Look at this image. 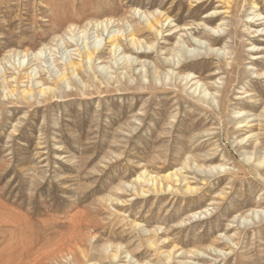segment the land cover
I'll list each match as a JSON object with an SVG mask.
<instances>
[{"label":"rangeland","instance_id":"374dc122","mask_svg":"<svg viewBox=\"0 0 264 264\" xmlns=\"http://www.w3.org/2000/svg\"><path fill=\"white\" fill-rule=\"evenodd\" d=\"M147 16L171 21L139 35L153 46L144 55L122 40L144 68L113 64L106 50L55 82L82 30L93 42L111 20L127 35ZM178 55L184 65L165 61ZM259 60L264 0H0V264H264V166L252 164L264 151ZM33 69L54 97L39 95ZM188 73L197 78L175 79ZM178 169L173 190L136 180Z\"/></svg>","mask_w":264,"mask_h":264},{"label":"bare ground","instance_id":"6f19581e","mask_svg":"<svg viewBox=\"0 0 264 264\" xmlns=\"http://www.w3.org/2000/svg\"><path fill=\"white\" fill-rule=\"evenodd\" d=\"M214 12H212L213 14ZM212 14L210 15H206L205 17L208 18V21L209 22H213V17ZM258 15L260 14H256L253 18L257 17ZM210 17V18H209ZM161 18V17H159ZM159 18H157V16H153L152 17V20L150 18H148V16L146 17V25L145 27H136V28H133L130 32H128L127 35H125L124 33H122L121 31L119 30H113L112 31V22L111 20L109 21H102V22H99L97 24V27L100 26L102 28V32L99 34L98 30L96 31L97 32V39L93 42H91L89 40V36H86L87 35V30L85 29L84 31L82 30V34L81 35H77L76 39L74 38L73 39V42H75V45L77 47V49H75V58L72 57L70 58L69 60H66V62H64L63 64V70L61 71H57L56 73V76H55V79L57 82V84H61L62 82H64L66 79H68L69 77H74L76 76L77 78V75L79 74L80 71H82L83 68H91L93 67V65L95 64L96 61H100L103 62L104 60L106 59H102L101 57V54L105 53L106 50H109V54L111 56V61L113 64H118L119 61L121 59H125L124 61L126 62L125 63V67L126 68H129V69H134V67L138 66L139 64L141 65V68H144L146 66V61L144 60H140L139 57H133L132 55H129V54H124V50L121 49L122 47V40H127L128 39V42L131 46V48L137 50L136 52L139 53V54H146L145 53V50L143 52V49H151L153 48V46L151 45H148L146 44L143 40H141V37H139V35L145 33V32H152V31H155L157 35H161V30H158L157 29V26L158 24H162L163 22L165 21H168L170 22V18L169 17H166L165 16V19L164 20H159ZM163 18V17H162ZM161 18V19H162ZM253 19H251L250 21H252ZM259 20V18L256 19V21ZM255 21V22H256ZM144 22V23H145ZM95 24V23H94ZM115 24V23H114ZM166 24V22H165ZM170 23H168L169 25ZM256 24V23H255ZM95 26V25H94ZM163 26V25H162ZM91 27V26H90ZM73 28V26H71V29ZM78 28V27H77ZM100 28V29H101ZM75 30V28H73ZM99 29V28H98ZM186 29V28H185ZM213 29H217L215 30L216 31H220V27L219 25L217 27H213ZM74 30H71L72 32ZM78 30V29H77ZM70 31V32H71ZM76 32V31H75ZM221 32V31H220ZM107 33V38H106V42H105V45L102 46V44L100 43L101 39H102V36ZM222 33V32H221ZM220 33V34H221ZM172 33L170 34H167V35H171ZM72 35V34H71ZM76 35H74L75 37ZM73 37V36H71ZM216 39V38H215ZM215 39L212 40V43L209 44V46L207 47L208 51L212 52L214 49L213 47L216 45V41ZM218 39V38H217ZM61 41V40H60ZM67 41V40H66ZM65 43V42H64ZM199 43V42H198ZM68 45V44H67ZM258 46V45H257ZM254 49L256 48V46L253 47ZM258 49V48H257ZM263 49V48H262ZM121 50V52H120ZM43 49L42 50H39L37 51L36 53H31L30 56H32L31 58L33 60H31V63L33 61H36V60H39L41 59V56L43 54ZM119 52V53H118ZM124 52V53H123ZM190 52V51H189ZM219 52V51H218ZM221 52V51H220ZM74 53V52H73ZM209 53V52H208ZM207 53V54H208ZM222 54V53H221ZM223 55V54H222ZM27 57L29 56L28 54L26 55ZM74 56V54H73ZM104 56V55H103ZM109 56V57H110ZM121 56V57H120ZM108 57V58H109ZM120 57V58H119ZM177 57V61L175 60V58H166V62L168 64H171L173 63V66H176V65H179V64H183V62H185L186 60L183 59L181 60L180 59V56H176ZM182 57L184 58V55H182ZM188 58V57H186ZM192 58V57H191ZM258 58H263V57H257L255 58L256 60H258ZM190 60V58H188ZM27 60L29 61L30 59L27 58ZM185 60V61H184ZM193 60V59H191ZM183 61V62H182ZM188 61V60H187ZM259 62L262 63V66L263 68L260 70V71H256L255 70V73L257 75V77H263L264 76V60L263 61H260ZM22 66V64H21ZM100 66V64H99ZM97 66V67H99ZM189 67H193V65H188ZM184 67V66H183ZM100 68V67H99ZM102 69L101 70H104L105 72L109 73L107 71V69L109 68V66H106V65H103L101 67ZM88 70V69H87ZM100 70V71H101ZM144 70V69H143ZM35 71V69H33V71L30 72V76H28V79L31 81V82H34L35 80H37V83H36V86L40 87V89L38 90V93L40 96H44V97H49L50 95L54 94L56 92V89H54L53 86L51 85H45L44 83L41 82V80L36 77L37 73L36 74H33ZM142 71V70H141ZM53 72V71H52ZM102 72V71H101ZM106 74V73H105ZM55 75V74H54ZM23 73L22 75H20V77L23 79ZM19 77V78H20ZM193 74L191 73H188L186 74L185 76H177L175 79H180L181 81L180 82H183V81H192L193 79L197 78L196 76L193 77ZM75 78V79H76ZM4 79V78H3ZM20 79V80H22ZM41 79V78H40ZM43 79V78H42ZM47 82V81H46ZM50 82V81H49ZM83 83V81L81 82ZM191 83V82H190ZM194 84H196L197 86L201 85L202 86V83L199 81V80H196L194 82ZM141 85H144V82H141ZM204 85V84H203ZM149 87L152 86V82L150 81L149 84H148ZM232 86V85H231ZM126 89V88H125ZM205 94H204V97L207 96V90L205 89ZM21 93L23 94V96H25L26 98H29L30 96L33 95L32 93V89L31 90H27V89H23L21 91ZM53 96V95H52ZM247 96V95H246ZM54 97V96H53ZM250 97V96H249ZM247 98V97H246ZM254 99V98H253ZM256 100V99H254ZM252 100V97H250V100L248 101L249 103H252L250 104V106L252 107H259L261 105V102H256ZM245 102V101H244ZM246 103V102H245ZM238 114H243V111H238ZM243 116V115H242ZM243 121V120H242ZM246 121V120H245ZM239 123H243V122H239ZM245 123V122H244ZM254 135V134H253ZM249 137V136H248ZM244 140V139H243ZM242 140V141H243ZM217 152V151H216ZM260 154L257 158H255L253 161H252V164H254V166L257 168V171L258 172H261L262 169H263V166H264V151H259ZM211 157V156H210ZM245 159L247 162L251 163V160H252V155L250 156H245ZM194 162V161H192ZM188 163L191 165V162L188 161ZM187 163V165H188ZM186 164V163H185ZM197 166V165H196ZM251 166V165H249ZM186 167V166H185ZM227 166L224 165V164H219V165H215L213 167H209L207 168L208 172L210 173H213L214 171H225L227 168ZM189 168V167H188ZM195 168V167H194ZM196 168H202V167H196ZM201 170V169H200ZM253 170V169H252ZM180 171V173H179ZM182 174L181 173V169H178V171H170L168 173H165L164 175H160L159 179H158V176L155 178L154 176H152L151 174L147 173L146 171H144L142 174H140L136 180L137 181H144L146 182L147 184H150L151 185V188H153L154 191L156 190H164L167 186V190H173L174 187L171 185L170 182H178L179 178H178V175ZM163 183H166L163 185ZM132 184V183H131ZM134 188V186H132ZM138 189V188H137ZM135 190V189H134ZM187 192L188 191H195L194 187H191L190 185H187L186 186V189H185ZM138 191V190H137ZM145 192V190L141 189V193ZM138 193V192H137ZM208 211V208H204L203 210H201L200 212H194L192 214V216L196 217L197 215H201L203 214L204 212ZM258 212H256L254 214V216H258ZM17 218V217H16ZM20 219V218H19ZM11 221V220H10ZM25 221V220H24ZM30 225V224H29ZM17 226V225H15ZM18 227V226H17ZM17 230V229H16ZM143 230V229H142ZM159 230V229H158ZM19 231V230H18ZM13 232V231H12ZM15 232V231H14ZM146 232V231H145ZM157 233V232H156ZM148 240V239H147ZM166 240V239H165ZM153 241V240H152ZM148 240L149 244L150 245H153V242ZM149 246V245H148ZM120 248L119 245H116L115 246V249L117 250L118 252V249ZM121 249V248H120ZM176 251V250H175ZM119 253V252H118ZM127 255H130L127 253ZM166 255V254H165ZM113 258L115 257L116 258V253L112 255ZM166 257V256H165ZM169 259V257H167ZM171 258V257H170ZM10 262V261H9ZM8 262V263H9ZM6 264V263H5ZM128 264V263H127ZM140 264V263H139ZM192 264V263H191Z\"/></svg>","mask_w":264,"mask_h":264}]
</instances>
